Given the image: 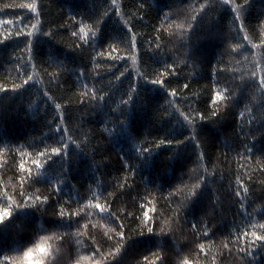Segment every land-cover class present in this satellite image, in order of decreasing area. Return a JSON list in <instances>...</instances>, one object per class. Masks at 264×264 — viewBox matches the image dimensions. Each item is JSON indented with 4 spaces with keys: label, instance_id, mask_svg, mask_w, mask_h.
I'll return each mask as SVG.
<instances>
[{
    "label": "trees",
    "instance_id": "1",
    "mask_svg": "<svg viewBox=\"0 0 264 264\" xmlns=\"http://www.w3.org/2000/svg\"><path fill=\"white\" fill-rule=\"evenodd\" d=\"M33 3L36 12L20 7ZM262 23L264 0H0V36L33 32L0 40V85L8 88L0 91V207L11 208L0 222V264L41 237L51 245L48 264H140L157 251L162 264H264V246L243 257L244 241L236 242L245 231L264 234V89L250 76L264 68V49L253 48L264 43ZM80 27L97 31L76 47L71 33ZM169 67L164 84L152 81ZM214 91L227 99L213 106ZM211 110L221 113L199 119ZM161 139L172 143L154 146ZM62 144L43 166L32 164ZM25 194L49 199L30 205ZM96 203L111 205L125 225L128 238L113 257L122 229ZM141 205L156 209V231L137 234L140 221L125 215L141 217ZM44 253L30 249L17 264H40Z\"/></svg>",
    "mask_w": 264,
    "mask_h": 264
},
{
    "label": "snow or ice",
    "instance_id": "2",
    "mask_svg": "<svg viewBox=\"0 0 264 264\" xmlns=\"http://www.w3.org/2000/svg\"><path fill=\"white\" fill-rule=\"evenodd\" d=\"M115 2H116V0H112L113 5H115ZM228 2H232V0H228ZM5 7H10V5H5ZM20 7H22V8L26 7L31 12H36V10H37V5L34 4V3L33 4H28V5H20ZM202 7H203V5H201V9H202ZM238 9H239V5L236 6L237 12H238ZM117 12H119V9H117ZM191 19L192 20L195 19V16L191 17ZM74 20H75V18H73V21ZM237 20H240L239 14L237 15ZM19 22L22 24L23 20L21 19ZM4 23L12 24V23H14V21L8 20V21H5ZM38 24H39V22L37 24H32L31 27L33 29H36L38 27ZM74 26H75V24H74ZM191 27H192V25L190 24L189 25V29ZM260 28L264 29V23H262L260 25ZM240 30H241V33H244L246 31L242 21L240 23ZM96 31H97V28L95 29V31H92L91 33H89L87 31H85L84 27H80L79 32L73 31L71 33V35L73 37H76L77 39H79L81 41V44L77 45L76 47H81L83 44H86L88 42L90 36L94 37L96 35ZM129 32H131V29H129ZM49 33H50V31H49ZM32 34H33L32 31L25 32V31H21L20 29H17L14 34L10 32V33H7V34H4V35L0 36V40L8 39V38L12 37L13 35L17 36V37H19V36H29L30 37ZM243 39L246 41V40L249 39V37L247 35H244ZM136 41H137V37L135 35H131L130 44H131L132 48L136 47ZM156 47L159 48L160 45H156ZM256 47H261L262 49H264V43H262L260 45L254 44L253 48H256ZM26 48H27V50L29 52H31V43H30V41L26 45ZM173 70L174 69H172L171 67L166 68L163 72L158 73L156 75V78L152 79V81L154 83H157V84H164L165 83V79H162L161 77H166L168 75H171ZM121 75H123V73H121ZM250 76H251V78L255 79L258 87L264 89V68H261L259 76H257V72L256 71H252L250 73ZM145 78L148 79L147 76H145ZM28 80H31V77H28ZM24 83H27V80H25ZM20 86L21 85H13L12 89H16V88H18ZM183 87H184V89H188L189 88V84H184ZM6 89H8V88L3 86V85H0V91L6 90ZM133 90H134V88H133ZM225 91H227V89ZM175 92H176V90H173L171 92V94L175 95ZM85 95H87V93H85ZM100 97H102V96H100ZM92 98H97V93L95 91H93V93H92ZM128 99H131V92L129 93ZM226 99H227V97L221 91H214L212 93V95H211L210 103L213 106H216L219 102H222V101H224ZM123 102L127 103V100H125ZM81 103H83V101H81ZM56 107L60 108L61 105L59 103H57ZM248 111L251 112V108L248 109ZM220 113L221 112H219L217 110H211L210 111V115H209V112H207V113L200 112L197 115L199 116V119L201 120V119H211L213 117L218 116ZM181 114L183 115V113H181ZM244 115H245V113L241 112L240 113V118H243ZM184 117H185V119H187L189 121L190 124L191 123H195L196 116H193L191 119H189L188 116H184ZM58 119H60L61 121L64 120L63 117H59ZM248 123L250 124L251 120H249ZM57 128L60 129V125L59 124L57 125ZM62 131L63 132H68V129L67 128H62ZM66 140L75 143V141L73 140V137L70 134L66 137ZM164 143H172V141H165V140L161 139V140H158V142L155 143L154 146H158V145L164 144ZM65 147H66V144H62V145H59V146H53V147L50 148V150L45 149L44 151H40L39 154H38L39 157L46 158V159L45 160H41V159L33 160L32 164L34 166L38 167V168L43 166L45 161L47 159L51 158L52 154L60 153L61 151H63V149ZM148 150H150V147H145L144 149H142V151H148ZM244 151H245V153H247L249 155L250 158L253 157L252 155L249 154L251 152V149L247 148V146H245ZM237 154L239 155V152ZM200 156H201V158H203V152L202 151H201ZM260 158H261L262 161H264V157H260ZM20 168L30 173V169L25 168V164L24 163L20 164ZM260 170H261L262 173H264V168H261ZM29 178H31V177L29 176ZM202 179H203V177H197L196 182L194 184H192L189 192L185 196V204L188 202V200L191 198V196H193L195 194V191L200 187V181ZM248 179H249V181H251L252 177L250 176ZM237 183L240 185V188L242 189L243 193H245V194L249 193L250 188L247 187V186H244V182L240 179V177H237ZM125 186L126 185H121V189H123ZM178 191H179V189H178ZM235 196L238 199H240L241 201H244V196L241 195V190L235 191ZM25 198L29 202L28 204L35 205V201H41V203H43V202H45V201H47L49 199V196H47V195H44V196H26V194H25ZM7 202L8 203H14V201L12 200V197H7ZM94 207H95V209L98 211V213L101 216L104 213H108L110 215V217L112 218L114 223L119 222L118 223V227L120 229H122L117 234L118 235L119 247H117L115 253L112 255V257H113L115 254H117V253H119L121 251L125 240L128 238L126 236V231L123 230V229H125V225L122 222L121 217L116 216L115 214L112 213L111 205H109L107 203H105V204L96 203L94 205ZM240 208L241 209L245 208V203L244 202H241ZM141 211H142V216L141 217H136L133 213H125L126 216H130L134 220H139L140 221V224H139L140 230L137 232V234H142L145 231L149 232V233H151L153 231H156V227H155V225L157 223L156 218H155L154 215L150 214V213H155L156 209L151 208V209H148V210H144L143 205H141ZM10 215H11V208L10 207H0V222H3ZM58 215L65 216V212H64V210L62 208L59 211ZM79 215H80V211H77L75 213H71L69 216H79ZM190 227L193 229L194 232H197L199 230L200 225L192 224V225H190ZM259 227L261 229H264V223H261L259 225ZM205 228L208 229L209 227L205 226ZM159 232L160 233H164L163 230H161ZM208 234H209L208 230H205L204 233H203L204 236H208ZM241 238L243 239L244 244L241 247H239L238 251L243 257L252 256L253 253L258 248L264 246V234H261V233H259L257 231H252L250 233L247 232V231L243 232L242 236H238L237 237L236 242L239 243ZM47 240H48V237H41L40 240H39L40 242L37 243L36 245L27 248L21 254L16 255L14 258H13V256L9 257L7 259V264H17V261L22 260L24 255L26 253H28L30 249L35 250L36 248L41 247V246L45 249V253L40 258V264H48V257L51 255V251H50L51 245L48 244V243H44ZM225 247H227V245H225ZM203 249H204V245L203 244H199L197 250L198 251H203ZM94 252L97 255H99L98 250L94 249ZM152 255L155 256L154 260L149 261L148 255H146V256L142 257V261H140V264H162L163 254L160 251L153 252ZM106 261L107 260H104L103 262L97 261L96 264H105ZM76 264H79V261H76ZM178 264H197V262L192 260V259H180V260H178Z\"/></svg>",
    "mask_w": 264,
    "mask_h": 264
}]
</instances>
